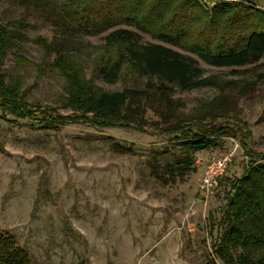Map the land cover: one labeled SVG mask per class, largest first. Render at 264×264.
I'll use <instances>...</instances> for the list:
<instances>
[{"label": "rangeland", "instance_id": "obj_1", "mask_svg": "<svg viewBox=\"0 0 264 264\" xmlns=\"http://www.w3.org/2000/svg\"><path fill=\"white\" fill-rule=\"evenodd\" d=\"M197 1L210 10L234 0ZM241 1L264 11V0ZM0 23L9 24L14 42L21 46L4 48L0 71L22 78L25 102L57 106L60 113L70 114L59 102L66 94L63 79L51 65L53 55L47 56L36 42L39 37L52 38L50 17L19 0H0ZM121 27L134 31L141 43L157 42L131 26ZM105 34L59 38L69 41L70 57L79 63L84 78H92L102 89L119 90L127 85L122 79L111 83L92 77V59ZM168 46L192 56L203 76H215L218 83L189 90L175 87L172 98L183 104L177 113L213 99L226 100L247 123V144L264 153V56L241 67H216ZM14 54L24 60H15ZM151 78L131 77L130 86L142 88ZM164 127L149 109L140 126L72 122L58 129H43L37 119H14L0 112V228L15 236L30 264H204L219 231L207 216H218L229 181L240 175L247 160L240 146L242 135L223 137L218 147L196 152L194 169L171 180L150 167L157 156L175 150L172 134ZM112 143L127 151L115 150ZM228 152L232 156L224 174L204 196L198 183L206 160Z\"/></svg>", "mask_w": 264, "mask_h": 264}, {"label": "trees", "instance_id": "obj_2", "mask_svg": "<svg viewBox=\"0 0 264 264\" xmlns=\"http://www.w3.org/2000/svg\"><path fill=\"white\" fill-rule=\"evenodd\" d=\"M19 2L50 17L52 38L39 37L36 42L47 56L53 55L51 65L63 79L66 94L59 102L71 113H60L57 106L30 105L21 96L22 78L1 71L0 112L14 119H37L43 129H58L72 122L99 127H127L130 123L140 126L145 110L149 109L172 134L176 150L157 156L150 167L171 180L194 169L196 152L218 147L223 137L240 133V146L247 160L240 175L229 181L218 216H207L211 227L217 222L219 231L212 243V255L204 264H264V153L247 144V123L226 100L213 99L186 113H177L183 104L172 98L175 87L189 90L218 83L215 76H203L192 56L168 46H178L207 65L244 66L264 56V11L241 0L219 2L210 10H205L197 0ZM8 25L0 23V58L9 44L21 49ZM121 25L146 33L157 42L141 43L134 31ZM102 32H106L104 44L92 59V77L101 76L111 83L122 79L127 85L119 90L102 89L92 78H84L81 66L70 57L66 43L69 41L59 38ZM14 57L24 60L18 54ZM141 75L152 78L142 88L130 86V78ZM226 118L233 122H216ZM112 147L127 151L117 143H112ZM0 264H30L27 251L18 245L12 233L2 228Z\"/></svg>", "mask_w": 264, "mask_h": 264}, {"label": "built area", "instance_id": "obj_3", "mask_svg": "<svg viewBox=\"0 0 264 264\" xmlns=\"http://www.w3.org/2000/svg\"><path fill=\"white\" fill-rule=\"evenodd\" d=\"M231 156L232 153L228 152L206 160L203 174L198 183V191L204 196L211 194L218 185L221 175L231 160Z\"/></svg>", "mask_w": 264, "mask_h": 264}]
</instances>
